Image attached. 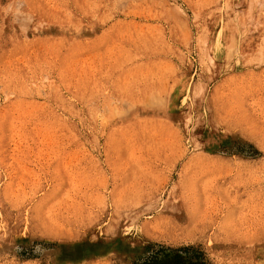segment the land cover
<instances>
[{
    "label": "rangeland",
    "instance_id": "rangeland-1",
    "mask_svg": "<svg viewBox=\"0 0 264 264\" xmlns=\"http://www.w3.org/2000/svg\"><path fill=\"white\" fill-rule=\"evenodd\" d=\"M155 245L264 264V0H0V264Z\"/></svg>",
    "mask_w": 264,
    "mask_h": 264
},
{
    "label": "trees",
    "instance_id": "trees-1",
    "mask_svg": "<svg viewBox=\"0 0 264 264\" xmlns=\"http://www.w3.org/2000/svg\"><path fill=\"white\" fill-rule=\"evenodd\" d=\"M135 264H209L202 251L194 246L168 247L155 245L151 252Z\"/></svg>",
    "mask_w": 264,
    "mask_h": 264
},
{
    "label": "bare ground",
    "instance_id": "bare-ground-1",
    "mask_svg": "<svg viewBox=\"0 0 264 264\" xmlns=\"http://www.w3.org/2000/svg\"><path fill=\"white\" fill-rule=\"evenodd\" d=\"M191 216V215H190ZM197 216V215H196ZM194 217H195V215H194ZM196 218V217H195ZM200 218V217H199ZM203 219V218H202ZM201 219V220H202ZM207 219V218H206ZM209 219V218H208ZM210 219H211V217H210ZM197 220V219H196ZM200 220V219H199ZM204 220V219H203ZM198 221V220H197ZM195 222L196 221H194L193 220V216L192 217H190L189 219H187L186 221H185V223L184 224H182V225H177L176 227H178V228H180V230H184L185 232H190V230H193V229H195V226H196V224H195ZM205 222V221H204ZM229 222V221H228ZM215 223H216V220H215ZM205 224V223H204ZM205 226V225H204ZM209 227V226H208ZM207 228V227H206ZM209 229V228H208ZM203 230V229H202ZM198 231H199V229H198ZM192 232V231H191ZM191 232H190V234H191ZM211 232V231H210ZM204 233H205V231H204Z\"/></svg>",
    "mask_w": 264,
    "mask_h": 264
}]
</instances>
